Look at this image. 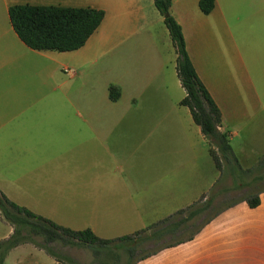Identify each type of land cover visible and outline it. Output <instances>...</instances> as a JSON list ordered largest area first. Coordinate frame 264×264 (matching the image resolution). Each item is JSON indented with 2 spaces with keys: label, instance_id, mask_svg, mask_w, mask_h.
Here are the masks:
<instances>
[{
  "label": "crops",
  "instance_id": "obj_1",
  "mask_svg": "<svg viewBox=\"0 0 264 264\" xmlns=\"http://www.w3.org/2000/svg\"><path fill=\"white\" fill-rule=\"evenodd\" d=\"M170 1L220 128L239 165L251 168L264 155V0H214L208 13L199 0ZM12 5L89 7L104 16L80 48L36 50L13 29ZM184 95L154 0H0V190L18 205L112 239L205 198L222 171ZM258 190V205L240 198L191 238L134 264H264ZM12 231L0 216V239ZM3 264L63 263L23 243Z\"/></svg>",
  "mask_w": 264,
  "mask_h": 264
},
{
  "label": "trees",
  "instance_id": "obj_2",
  "mask_svg": "<svg viewBox=\"0 0 264 264\" xmlns=\"http://www.w3.org/2000/svg\"><path fill=\"white\" fill-rule=\"evenodd\" d=\"M154 4L164 18V23L175 48L177 75L185 91L181 103L190 109L194 122L200 126L202 133L207 138L210 144V155L216 167L221 170L220 159L223 160L233 178V187H237L240 185L237 183V176L250 172L251 169H244L239 165L237 156L230 144L229 133L220 129L222 124L220 110L191 63L181 26L170 13L171 1L154 0ZM213 6L214 0H199V7L204 13L210 12ZM8 13L13 29L28 47L36 50L55 51H71L83 46L97 29L104 16V11L96 8L32 5H12L9 7ZM114 90L113 86L109 88L111 99L116 98ZM214 148L215 150H213ZM258 166H264V155L259 158ZM258 193L259 190L242 199L250 207H254L259 203ZM202 198L204 196L200 199ZM208 203L209 200H206L202 207L190 210L194 207V204H192L133 234L105 239L98 237L89 229L72 230L61 226L24 206L18 205L0 190V216L13 227V231L9 236L0 239V264H3L4 258L10 249L23 243H32L44 249L59 262L61 260L57 257L54 248L56 244L59 246L88 247L96 258L103 249L111 250L112 244H116V246L125 249V254L131 256L134 250L143 243L159 240L166 234L185 228L187 222ZM187 210L190 211L184 215ZM212 217L207 219L205 223L211 220ZM205 223L185 239L191 238ZM178 241L181 240L165 244L135 260L127 259L124 264H134L137 260Z\"/></svg>",
  "mask_w": 264,
  "mask_h": 264
},
{
  "label": "rangeland",
  "instance_id": "obj_3",
  "mask_svg": "<svg viewBox=\"0 0 264 264\" xmlns=\"http://www.w3.org/2000/svg\"><path fill=\"white\" fill-rule=\"evenodd\" d=\"M213 150H215V148ZM220 165L222 171L220 181L205 198L197 201L196 204H194V207L190 210L202 207L206 200H209L208 205L204 206L199 213L191 218L187 222L185 228L166 234L159 240H152L143 243L134 250L131 256L125 254V249L116 246V244H112L111 250L103 249L97 258L88 247L59 246L56 244L54 248L57 252V257L64 264H124L127 259L135 260L142 255L157 250L165 244L173 243L189 236L199 226L205 223L207 219L230 203L247 195H251L260 188H264V166H258L256 163L250 168V172L241 174V181H243V183L237 187H233L232 177L228 172L227 166L221 159ZM190 210H187L184 215Z\"/></svg>",
  "mask_w": 264,
  "mask_h": 264
}]
</instances>
